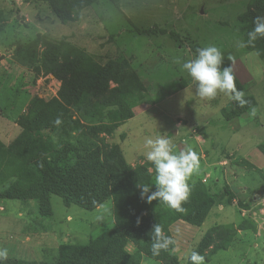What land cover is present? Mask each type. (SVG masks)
I'll return each instance as SVG.
<instances>
[{
	"label": "rangeland",
	"instance_id": "374dc122",
	"mask_svg": "<svg viewBox=\"0 0 264 264\" xmlns=\"http://www.w3.org/2000/svg\"><path fill=\"white\" fill-rule=\"evenodd\" d=\"M251 1L96 0L85 8L75 7L74 19L63 22L47 0H0V53L4 55L0 62V142L15 150L24 145L26 132L17 120L34 96L48 102L34 122L39 141L56 132L69 115L84 120L79 110L58 100L61 83L36 71L45 40L62 49L66 45L80 48L102 65H116L124 59L143 83L135 116L115 123L112 132L101 134L98 142L116 146L129 166H144L148 185L154 183L155 170L143 155L147 138L166 136L176 151L191 148L199 155L200 170L189 183L196 184L194 191L201 192L202 198L210 192L215 201L202 225L180 219L168 226L173 260L190 264L192 251L209 250L206 236L218 226L233 229L235 235L203 264H264V155L258 149L264 142V38L241 46L248 41L256 18L264 17V1ZM135 26L176 31L182 45L169 34H139ZM208 45L224 53L222 67L232 64L245 96L256 99V106L239 118L227 121L223 116L235 101L224 94L213 100L200 98L196 83L182 70L184 61L195 58V48ZM91 104L83 105L82 113L85 109L92 113ZM62 140L66 146V139ZM228 190H233L232 201ZM0 206L4 207L0 215L14 220L3 228L15 232L7 237L8 232L0 231V247L8 249L9 257L38 264L56 260L61 244L86 245L116 226L113 197L86 210L66 206L52 195L51 215L44 217L45 211L40 212L33 200H0ZM36 227L39 232L31 234ZM29 236L35 238L28 241ZM126 248L130 253L138 250L134 243ZM140 264L161 263L143 254Z\"/></svg>",
	"mask_w": 264,
	"mask_h": 264
},
{
	"label": "trees",
	"instance_id": "16d2710c",
	"mask_svg": "<svg viewBox=\"0 0 264 264\" xmlns=\"http://www.w3.org/2000/svg\"><path fill=\"white\" fill-rule=\"evenodd\" d=\"M47 1L55 14L66 22L74 19L75 7L85 8L96 0ZM254 1L258 0H252L251 3ZM134 30L139 34H169L178 46L182 45L180 34L176 31L159 26L143 29L135 26ZM66 46V49H62L60 44L45 40L36 71L44 76L52 75L61 83L58 100L65 106L79 110L84 120H74L69 115L56 132L50 134L46 140L39 141L35 134V123L41 118L48 102L34 96L25 114L17 120L26 132L24 145L15 150L4 147L0 142V200H33L40 212L45 211L41 214L44 217L51 215L52 195L59 196L66 206L76 205L86 210H94L110 197L114 198V228L86 245L72 247L61 244L58 258L51 263L41 264H140L143 254L160 261L161 264H179L170 253L173 244L167 250H162L159 256L151 254L150 232L153 226L159 224L163 233L172 239L168 231L170 224L181 219L191 225H202L215 204L214 198L210 192L205 193L202 198V193L195 192L196 184L192 183H189L192 196L182 205L187 210L184 213L177 212L157 200L148 203L141 198L138 184H146L149 180L146 168L142 165L136 168L129 166L116 146L100 144L98 139L101 134L112 132L115 123L135 116L133 109L143 89V83L129 69L124 59L116 65H102L82 49ZM3 58L4 55L0 53V62ZM236 83L237 88L243 91L244 85L237 76ZM244 98L247 103L243 107L235 102L232 110L223 111L227 121L239 118L256 106L254 96ZM86 103H92V113L86 109L82 113V106ZM86 120L90 124H102L92 126ZM110 124L112 126H107ZM65 134L68 136L62 137ZM61 138L62 141L66 139V146L60 143ZM55 142H59V146ZM258 149L264 155V142L258 145ZM232 191L228 190L231 201ZM241 207L248 206L241 203ZM234 235L233 229L217 226L206 236V248L209 250L202 249L198 253L204 260H209L213 253L225 249ZM129 243L136 244L138 250L134 253L128 252L126 247ZM4 264L38 263L9 257Z\"/></svg>",
	"mask_w": 264,
	"mask_h": 264
},
{
	"label": "clouds",
	"instance_id": "9594fccd",
	"mask_svg": "<svg viewBox=\"0 0 264 264\" xmlns=\"http://www.w3.org/2000/svg\"><path fill=\"white\" fill-rule=\"evenodd\" d=\"M259 38H264V17L261 16L256 18L254 29L248 33V41H242L241 46L252 44ZM228 59L233 60L231 56ZM223 61L224 53L215 45H208L198 48L195 58L184 61L181 67L196 83L200 98L213 100L219 94H224L243 107L247 101L244 92L237 88L233 66L230 64L222 67ZM60 122L57 118L56 123ZM145 148L143 155L154 166L153 184L156 190L152 191L153 184H138L141 188V198L146 199L148 203L157 200L177 212H186L182 205L188 201L191 193L189 180L200 170L198 153L191 148L176 151L175 144L166 136L147 138ZM149 171L152 172V169ZM150 237V251L153 256H159L162 250H167L173 243V240L163 233L159 224L153 226ZM8 258V249L0 247V264H4ZM190 260L191 264H203L204 257L197 251H192Z\"/></svg>",
	"mask_w": 264,
	"mask_h": 264
},
{
	"label": "crops",
	"instance_id": "0c3cea01",
	"mask_svg": "<svg viewBox=\"0 0 264 264\" xmlns=\"http://www.w3.org/2000/svg\"><path fill=\"white\" fill-rule=\"evenodd\" d=\"M234 189V188H233ZM4 209V207L0 206V211H2ZM13 218L9 217V216H2L0 215V231H6L8 232L7 233V237L8 236H13L12 234L15 233V232H11L12 230H9V229H6V228H3L4 225H13L14 224V220H12ZM32 230H37V227L36 228H33ZM39 230V229H38ZM39 231H35V232H32L31 234H37ZM35 236H29L27 237V240L30 241V239H34Z\"/></svg>",
	"mask_w": 264,
	"mask_h": 264
},
{
	"label": "built area",
	"instance_id": "2783aa9c",
	"mask_svg": "<svg viewBox=\"0 0 264 264\" xmlns=\"http://www.w3.org/2000/svg\"><path fill=\"white\" fill-rule=\"evenodd\" d=\"M43 76H44V75H43ZM50 76H52V75H47V77H50ZM45 77H46V76H45ZM52 77H53V76H52ZM52 77H51V78H52ZM53 78H54V77H53Z\"/></svg>",
	"mask_w": 264,
	"mask_h": 264
}]
</instances>
